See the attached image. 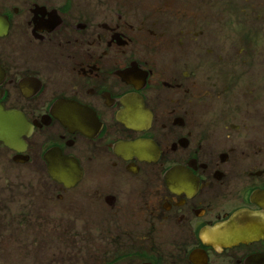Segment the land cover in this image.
I'll return each mask as SVG.
<instances>
[{"label": "flooded vegetation", "instance_id": "obj_1", "mask_svg": "<svg viewBox=\"0 0 264 264\" xmlns=\"http://www.w3.org/2000/svg\"><path fill=\"white\" fill-rule=\"evenodd\" d=\"M97 1L0 0V116L29 123L0 140V264L9 243L15 264H264V239H202L241 211L264 227L262 36L219 52L202 0Z\"/></svg>", "mask_w": 264, "mask_h": 264}, {"label": "rangeland", "instance_id": "obj_2", "mask_svg": "<svg viewBox=\"0 0 264 264\" xmlns=\"http://www.w3.org/2000/svg\"><path fill=\"white\" fill-rule=\"evenodd\" d=\"M80 4L83 1L87 2L86 5L90 10L101 12L105 5L99 3L97 0H76ZM189 2L190 0H184ZM163 5L170 14H180L186 15L187 11L185 5H180L175 3V0H162ZM110 5H113V8L117 7L116 2L114 1ZM259 5L258 0H202L198 4L194 5L193 8L197 9L202 17L198 18L200 24L203 25L206 31V37H208V45H210V39L213 42V46L217 51H227L228 47L231 52L236 51L237 44H247L245 39L242 37L248 32H257L258 37H261L262 40V53L264 54V8L258 10L257 6ZM109 6V5H108ZM193 18V17H192ZM230 20H235L239 23V28L244 30L243 33L238 34L236 31L235 34L231 33L228 30L230 26ZM200 46H203L200 43ZM207 58L200 62V75L201 79L199 88L204 89L202 91L203 97L206 98L208 104L207 109H211V93H212V71L210 68V58H213V54L206 52ZM211 77V79H210ZM8 253L12 257H9L11 264L19 262L18 257L15 255L21 256L23 250H19L17 247H10V243L7 245ZM2 263V262H1Z\"/></svg>", "mask_w": 264, "mask_h": 264}, {"label": "bare ground", "instance_id": "obj_3", "mask_svg": "<svg viewBox=\"0 0 264 264\" xmlns=\"http://www.w3.org/2000/svg\"><path fill=\"white\" fill-rule=\"evenodd\" d=\"M125 117L126 116H129L128 112L124 115ZM95 124H93L91 127H93ZM9 128H13V127H9ZM13 129H18V128H13Z\"/></svg>", "mask_w": 264, "mask_h": 264}]
</instances>
